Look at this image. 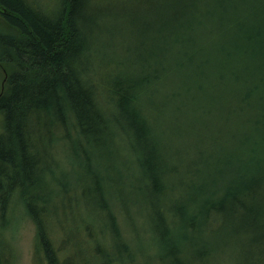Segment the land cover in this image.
Here are the masks:
<instances>
[{
  "label": "trees",
  "instance_id": "trees-1",
  "mask_svg": "<svg viewBox=\"0 0 264 264\" xmlns=\"http://www.w3.org/2000/svg\"><path fill=\"white\" fill-rule=\"evenodd\" d=\"M104 1L0 0V264L19 214L34 264H264V0Z\"/></svg>",
  "mask_w": 264,
  "mask_h": 264
},
{
  "label": "rangeland",
  "instance_id": "rangeland-1",
  "mask_svg": "<svg viewBox=\"0 0 264 264\" xmlns=\"http://www.w3.org/2000/svg\"><path fill=\"white\" fill-rule=\"evenodd\" d=\"M47 0H35L37 4L40 6H44ZM142 0H105L101 4V11H109V10H125L126 14L131 13H137L142 14L143 17L146 19H149L148 13H151L154 11V8L152 6L145 5L146 0H144L143 5L141 6ZM166 4L170 5L171 0H166ZM156 7L161 6V2L155 3ZM140 6V7H139ZM137 7L136 10H131L132 8ZM1 12V10H0ZM124 12V11H121ZM0 31L3 32H9V34L13 33V30L9 28V26L6 24V22L3 20L0 14ZM122 30L119 29V31H114L113 35H117L115 39L112 41L102 42L103 47L105 49H108L106 47L111 45H117V43L122 42V39L119 35L123 36ZM125 33V32H124ZM123 34V35H122ZM106 46V47H105ZM108 54L111 56L113 55H120L122 56V52L118 50H106ZM10 71V67L0 64V86H3V80L4 77L7 76V73ZM180 130L179 127L176 126V124L173 122L170 126V134L174 135L178 133ZM221 137V136H220ZM218 138L216 143L213 145L211 142L204 143H195V140L197 137H192L191 144L184 146L180 149L182 155L185 156L184 152H191L192 154L198 156L199 154H205L206 152H210L213 150V152H216L217 155H215V158L213 161L219 162L221 165H214L210 166L208 173L213 174L216 170V168H220L223 166L231 165V171L235 174H237V166L239 162V150L236 148V143L239 144L240 141H243V136L240 135V133H231L226 134L225 136H222L221 138ZM246 138V137H245ZM198 154V155H197ZM59 162L60 166H65V159L63 158L62 154L59 156ZM226 223V220H225ZM94 224V225H93ZM91 230L97 231V225L95 222H90L89 224ZM95 226V228H94ZM9 233L6 234L7 240L9 241L11 245V253H12V264H34L32 261V247L34 242V234L35 229L34 225L29 219H25L21 214L19 216H16V220L12 222L9 226Z\"/></svg>",
  "mask_w": 264,
  "mask_h": 264
}]
</instances>
